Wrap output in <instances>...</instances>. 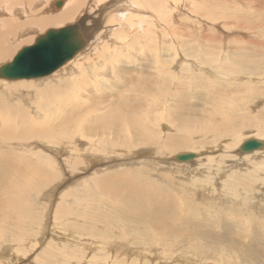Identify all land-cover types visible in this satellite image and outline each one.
I'll return each instance as SVG.
<instances>
[{
  "label": "rangeland",
  "instance_id": "obj_1",
  "mask_svg": "<svg viewBox=\"0 0 264 264\" xmlns=\"http://www.w3.org/2000/svg\"><path fill=\"white\" fill-rule=\"evenodd\" d=\"M195 1L190 3L191 8H185L184 0H182L180 4L183 10L176 13L182 15L187 11L193 12V25L186 27L183 24L185 27H182L183 25L180 26L175 22L177 26L171 25L174 31L167 28L168 35L165 36L163 25L155 23L150 38L147 39L148 44H144L146 48L143 52L137 51L138 46H135L137 44L132 40L134 49L127 50L128 52L121 57V61L114 63L113 70L108 66L110 61L103 60L101 66H104L102 70L106 75L99 74L100 82L87 81L76 88L68 87L62 83V80L41 82L33 85L35 99L30 95L27 101H22L21 96L8 97L0 87V98L3 100L0 102V120L3 119L5 113L9 112L16 120L15 122L10 115H5L9 123L17 124L18 129L28 131L23 139H19L24 149L16 148L18 150L15 151L16 153L11 143H1L4 145L1 148L14 152H9L11 155L2 153L1 157L4 160L9 158L14 166L18 167L31 163L48 166L50 164L48 160L30 152L29 148L34 143L28 141V136L36 134L35 138H41L44 133L68 124L70 121H75L72 135L62 133L60 136L39 142L49 143L51 148L58 150L68 145L78 150L79 147L82 150L86 147L89 149L85 152L91 154L88 156L91 158L88 162L85 160L84 163L79 162L82 166L78 163V166H75L77 157L73 154L68 151L64 152L63 160L62 156H55L40 144L43 147L41 151L51 153L55 156H52L53 159L59 164L54 165L57 173L52 175V179H48L49 182L45 183L42 191L37 194L31 193V198L28 197L30 202L35 201L32 205V210L36 214L34 220L29 217L25 219V214H23L24 221L21 227L28 228L34 234L33 237H36L34 240L40 244L30 252L28 246L33 243V238L28 239L24 244L27 248L25 252L23 248H20L23 251H20L18 259L11 244L4 243L10 240L0 239V257L5 256L7 259L3 258L6 263L39 264L42 258L39 255L42 253V244L49 240L53 231L52 213L60 203L62 214L58 216L61 217L65 212L62 219L69 224L64 230L75 234L73 238L67 237L68 242L74 241L72 244L74 248L80 247L81 242L86 240L85 246L87 247L88 239L91 238L100 242L101 238H107L113 241L110 243L117 242L121 246L127 244L132 246V249L140 248L148 255L153 252L158 256L162 254L163 259L160 264H188V261L191 264H264V151L248 157H240L237 154L239 156L237 157L238 166L237 164L229 166L228 162L227 164L220 160L219 156L216 157L218 155L216 153L228 150L222 145L217 150H213L212 156L216 157L215 164L208 168L205 166L207 162L205 155H208L209 151L205 150V147L211 146L210 143L214 141L213 136L199 134V126L195 127L196 125L191 121L200 116L201 108L211 106L209 100L214 92L231 100L235 98L238 103H246L245 111L250 113L252 118L255 114L256 117L264 114V75L252 76L249 79L246 71H233L236 62H238L237 67L244 66L239 61H246V57H250L253 61H260L264 65V59L252 47L253 42L264 40V35H262L264 29L261 27L244 29L233 25L225 18L227 16L244 18L251 15V18L264 19V11L261 9V3L264 0H238V2L226 0V3L225 0H206L211 10L206 7L205 12L195 8L197 6ZM93 14L98 13L93 12ZM88 15L92 13L89 14L87 9L80 17ZM80 17L78 16L76 23L79 22ZM88 19L91 18H86V23ZM88 22L90 24L89 20ZM242 22L238 23L243 24ZM255 23L257 24L258 21ZM50 28L54 27L47 29ZM136 28L138 26L135 23L134 29ZM131 32L134 34L133 30ZM137 34L140 40L145 39L143 30ZM130 37L133 38V35L130 34ZM130 37L125 40V43L131 41ZM147 41L145 39V43ZM119 42L116 41L119 48L124 49L126 44ZM172 42L175 44V52L169 49L164 50L163 45L167 46ZM30 45H23L12 56L0 60V65L11 61L22 47ZM154 46H158V50H155ZM80 50H82L81 53L86 54L84 47L81 46ZM157 54L159 55L156 56ZM156 59H161L162 63L157 62ZM225 63L229 65L222 70V74H218L217 66H224ZM121 68L130 70L123 73ZM127 76L132 78L131 85L126 80ZM156 77H159L167 88L168 100L163 102L166 107L163 117L167 118L172 115L170 125H168L170 121L168 119H164V123H159L163 126L156 127L157 125L154 124L150 128V133L155 138L154 142L151 140L149 143H140L138 146H132L130 150L118 149L116 146L113 149L106 145L107 141H98L97 133L101 132L105 126H109L107 119H112V117L118 119L128 113L129 108L131 112L132 108L140 104L141 96L139 88L135 89L136 81L143 83L148 80L152 81ZM34 79L38 78L13 80L33 81ZM169 85L172 87L169 88L171 90L167 87ZM131 87L132 90H130ZM47 90L56 91V93L49 96L37 94ZM178 117L188 118L190 123L179 129ZM235 119L241 121L240 118ZM6 122L8 124V121ZM243 122L233 130V133H237L240 129L242 131L240 136L244 137L243 140L254 137L250 135L252 129L247 128L249 124L246 118ZM114 124L113 127H115ZM80 125L81 131L77 130ZM0 136L3 135L0 134ZM85 140L91 143L87 144ZM202 141L206 144H198ZM179 142L183 145H179ZM235 142L236 140L232 143ZM225 143L229 142L225 141ZM183 146L184 149H180ZM201 146L203 148L197 150ZM194 151L203 152L198 154L204 158L203 161L197 162L194 158L191 160V162L194 161L193 163L180 167L178 164L185 162L176 161V155ZM226 153L235 154L237 151ZM81 157L89 159L85 154ZM71 166L74 167L73 170ZM244 181L248 183L245 184ZM50 187L51 190L48 189ZM22 198L21 200H26L25 197ZM66 209H68L67 213ZM147 212L157 218L164 216L162 218L164 220L171 219L174 213L178 214L175 227L183 231L179 229L170 233L174 230L171 226H165L162 229L152 227L148 223ZM99 218L103 219L99 220ZM1 227V235L5 234V230L14 229L13 226ZM164 229L169 230V233ZM30 231L28 232L31 233ZM132 238L135 239L131 240ZM137 238L141 240L138 245L135 244ZM143 242H145L144 245H142ZM55 246L58 249L63 248L59 244ZM162 249H166V253L163 254ZM125 250L122 248L119 254ZM100 252L101 250H95L96 255L101 254ZM92 253L86 250L83 254L87 257ZM131 258L133 256L130 255L129 259Z\"/></svg>",
  "mask_w": 264,
  "mask_h": 264
},
{
  "label": "bare ground",
  "instance_id": "obj_2",
  "mask_svg": "<svg viewBox=\"0 0 264 264\" xmlns=\"http://www.w3.org/2000/svg\"><path fill=\"white\" fill-rule=\"evenodd\" d=\"M52 1L53 0H0V60L5 59L7 56H12L21 46L26 44H32V42L35 41L34 39H36L38 36L43 35L48 30L47 29L48 27H54L50 29H56L59 27H63L65 25H73L75 27L76 36L81 42L80 47L82 46L86 49L85 50L86 54L81 53L82 50H80L79 47L78 50L74 53V55L64 62L65 65L64 63H62L60 66H58L49 74L38 76L36 77L38 79H34L33 81L13 80V79L0 77V87L3 88L5 93H7L8 97L10 98H14L13 96H21L22 101H27L29 96L31 95L35 99V95H34L35 90L33 89V85H37L40 84L41 82H46V81L62 80V83L66 84L70 88H76L80 85L85 84V82L87 81L92 82L94 80L93 83H95L96 81L100 82L101 76L106 75L103 74V70H102L104 66H101L103 60H109L110 62L108 66L110 67L111 70H113L114 63L120 62L121 57H123V55L126 52L130 51V49H134L132 45L133 41L135 44H137L135 46H138L137 51L143 52L146 48L145 45L148 44L147 39L150 38L155 23L157 24L159 23L163 25V30L165 32L163 33V35L165 36L168 35L167 28L170 30V28L172 27L171 25H175L174 24L175 22H177L178 25L180 26L183 24H185L186 27L193 25L192 17L194 16V14L192 12V9H190L192 13H190V11H187L186 13L184 12V14L182 15L176 14L177 12L183 10L182 5L180 4L182 0H116L114 2L109 0H55L51 5ZM236 1L238 2V0ZM58 2H60L59 5L57 4ZM190 3H193V0H184V7L191 8ZM195 3H197V6L195 7L196 9L204 10L205 12L206 11L205 8L207 7L211 10L210 6L207 5L206 0L205 1L196 0ZM258 5L260 6V4ZM52 6L54 8H52ZM261 6L263 7V8L261 7L262 11H264V1L261 3ZM126 8L137 9V10H127ZM87 9L89 10V14L92 13V15L84 16L83 18L80 17V15L86 12ZM93 12H96L98 14H93ZM203 13H201V15ZM78 16L80 17V20L78 23H76L78 21L77 20ZM89 17L91 18L88 19L90 21V24L88 20L87 23L85 22V19ZM225 18H227L233 25L239 26L244 29H252V28L256 29V27H261L264 29V19L251 18V15L249 17L245 16L244 18H240L237 16H227ZM83 19L85 23L84 22L82 23ZM239 21H243L242 22L243 24L238 23ZM244 21L252 22L253 24L252 23L245 24ZM257 21L258 23L256 24L255 22ZM74 22L75 24H73ZM135 23L138 26V28L136 29H134ZM185 26L183 25L182 27ZM132 30L134 34L131 32ZM142 30H143V37L146 39L147 43H145V39L143 38L140 40L137 34V32ZM171 30L174 31V28H171ZM130 34L133 35V38L130 37ZM129 37L131 41L125 43V40H127ZM116 41H120L119 42L120 44L125 43L126 45L124 46L126 49L119 48V45L116 43ZM253 43H254L252 45L253 50L257 52L260 56H262V58L264 59V51H262L264 49V40H261V42L258 41ZM174 45L175 44H173L172 42L170 43V45H167L168 47L166 45L165 46L163 45V48H165L164 50L169 49L175 52ZM153 48L155 50H158V46H154ZM158 55L159 54H157L156 56ZM246 58H247L246 61L244 60L239 61L242 62L244 66L237 67L236 64L238 62H236L234 64L233 71L244 70L246 71L247 76H249L248 77L249 79L252 76L264 75V65H262L260 61H255V60L253 61L252 59H250V57H246ZM68 60L70 61L68 62ZM157 62L162 63V60L159 59L157 60ZM228 65H229L228 63H225L224 66H217L216 69L218 74H222V70H225L226 66ZM129 70H130L129 68H121V71L123 73L129 72ZM207 70H209V68H207ZM100 73L101 76L99 77ZM91 77H93V79ZM126 80L128 81L129 85H131L132 78L127 76ZM136 86L137 87L135 89L138 90L139 88L140 91V96H141L139 99L140 104L137 107L132 108L131 112L129 111L130 109L129 108L128 113L123 114L118 119L114 117H112V119H107L106 122L109 126L108 127L105 126L104 128H102L101 132L97 133L98 141L100 142L107 141L106 145H109L113 149H115L116 146L118 149L126 148L130 150L134 145L138 146L140 143L141 144L149 143V141L151 140L153 141L155 139L154 136L150 133V128L153 127L154 124L157 125L156 127L163 126V124L160 125L159 123H164L163 121L164 119H168V121L170 120L168 125H170V122H172L171 121L172 115L170 117L167 116V118L163 117V112L166 110V107H164L165 105L163 104V102L168 100V92L162 80L159 77H156L152 79V81L148 80L143 83L136 81ZM167 87L168 89L172 88L170 85ZM130 90H132V87ZM55 93L56 91L47 90V91H43L42 93L38 92L37 94L39 96H43V95L49 96L50 94H55ZM65 98L67 97L65 96ZM209 101L211 106L201 108V112L204 111V113L200 112L199 117L193 118V120H191L192 124L196 125L195 127L199 126L200 128L198 131L199 134H201L202 136H207V135L213 136L212 139L214 141L210 143L211 146L205 147V150L207 149V151H209L207 153L208 155H205L206 153L203 154L206 156L205 160H207L205 166H208L209 168L211 167V165H214L215 158L217 156H219L220 160H222L223 162L226 163L228 162L229 166H235L236 164L238 166L239 159H237V157L239 156L248 157L251 154H256L261 151H264V114L262 116H257V117L255 114L254 118H252L250 116V113L245 111V107L247 106L246 103L244 102L238 103L237 99L232 98L231 100L229 98L219 95L216 92H214L212 98ZM0 102H3L2 98H0ZM5 115H10L14 119L12 114L7 112L4 114L3 119L0 120V134L3 135L0 136V239L5 240L7 238V240H10V241H5L4 243L11 244L12 250H15L14 254H16L17 258L19 259L20 251L22 252L24 250L25 252L27 248L26 246H24V244L28 241V239L33 238V243L29 244L28 246L30 248V252L33 251V249H35V247L40 244L37 243L36 240H34L36 238L33 237L34 234L28 228H24V226L21 227V224H23L24 221L23 214H25V219L29 217L31 220H34V217L36 216V214L32 210V205L33 202L35 201L33 200H32L33 202L29 201V199L31 198L30 197L31 193H36V194L40 193L45 183L49 182L48 179H52V175L54 176L55 173H57V171L54 169V165L55 164L59 165V164L58 161H55L53 159V157L59 155L58 157L62 156L61 159H63L64 158L63 154H65L64 152L68 151L69 153L77 157L75 159L76 160L75 166L76 165L78 166V164H80L79 162L84 163L85 160L88 162V160L91 159L88 156H91V154L85 152L88 151L89 149L86 147L83 148V150L81 147H79L78 150V149H73L74 146L68 147L69 146L68 145L63 147L61 150H58V149H54V147L51 148V145L49 143L42 144L41 142H39V141H47L48 139L57 135L60 136L62 133L72 135L75 121L73 122L70 121L69 123L67 122L68 124L62 125L56 129L50 130L47 133H44L41 136V138L40 137L35 138L36 134H30L28 136L29 138L28 141L35 144V145L34 144L31 145V148H29L30 152L48 160L50 163L48 166L42 165L41 163L40 164L31 163L26 166L24 164V166L21 165V167L14 166V163L11 162L12 161L11 159L6 158V160H4L1 157V154L5 153L7 155H11L9 154V152L14 153L15 151L16 152L18 151L17 149L19 150L24 149L23 145L19 142L21 141L19 139H23L28 134V131L18 129L16 127L17 124L11 125L9 123V120L6 119ZM235 118H240L241 121H237ZM244 118H246V122L247 124H249L247 128L252 129V133H250V135L254 136L249 139H256L263 143L260 147L250 152H245L240 149V145L244 141L248 140V139L243 140L244 137L240 136L242 131L239 129L237 130V133H233V130H235V128H238L239 125L244 123L243 122ZM6 121H8L9 125L7 124ZM14 121L16 122L15 119ZM114 121H116L115 124ZM178 121H179L178 122L179 129H181L183 126L184 127L187 126L186 124L190 123V120H188V118L185 119L184 117H180V118L178 117ZM239 122L241 123L238 124ZM113 124L115 127H113ZM191 127H193V125H191ZM77 130L81 131V125L77 128ZM196 130H198V128H196ZM234 140H236V142L232 143ZM85 141L87 142V144L91 143L87 140ZM225 141H228L229 143H225ZM1 143H11V145L15 147L14 152H11L10 149L7 148L6 149L1 148L4 146ZM203 143L205 142L202 141L201 143L198 144H203ZM40 144L44 147L45 150L54 153L55 156H53L51 153L47 154L46 152L41 151L43 147L40 146ZM180 144L181 143L179 142V145ZM222 145L225 146L228 150L222 153H216L218 154L216 155V157L212 156L213 155L212 153ZM36 146H39V148L36 149L35 148ZM186 146L187 145H185V147ZM235 147H238L239 152L241 154L238 152V149H234ZM188 148L192 149L190 147ZM202 148L203 147L201 146L197 150H201ZM180 149H184V146L183 148ZM91 150L93 151V149ZM231 151H237V153L235 154L226 153V152L230 153ZM201 152L202 151L181 153V154H191L192 156L184 160H177L176 157L178 155H181L178 154L176 155L175 159L176 161L179 162L182 161L185 162V163H179L178 165L180 167H183V165H189L194 161L202 162L204 158L198 155ZM83 154H85V156H87V158L89 159H85L84 157H81ZM70 157L71 155L69 154V158ZM193 159L194 161L191 162V160ZM201 165L203 164L201 163ZM80 166L82 165L80 164ZM58 167L60 168V166ZM71 167H72L71 170H73L74 167L73 166ZM259 168H263V167H259ZM244 183L247 184L248 182L246 183L244 181ZM48 189L51 190V187ZM53 189H55L54 186ZM22 197H25L26 200H21ZM59 205L60 203L57 204V206L55 207V212L52 213L53 231L50 234L49 240L46 243L44 242V244H42L43 245L41 249L42 253L39 254L41 255L42 258L41 260H39L40 261L39 264H62L63 262H65L66 264H160L161 260L163 259L162 254L158 256L157 253L153 252L152 254L148 255L147 252L140 250V248L133 247L134 249H132L131 248L132 246H129L127 244L121 246L117 244V242L110 243L113 241H110L107 238H101L100 239L101 242L96 241L94 238H91L90 240L88 239L87 244L89 245H87V247L85 246V242L87 240L86 241L80 240L82 241L81 245L79 243L80 247L78 248L75 247L76 248L75 249L74 246L72 245L74 244V241L72 240L70 242L67 241L68 236L70 238H73L75 234H72L69 231L64 230V228H66L65 226L68 225L69 223L62 219V217L64 218L65 212L61 217L58 216L62 214V206ZM67 212L68 209H66V213ZM147 214L149 216L148 223L156 229H162L165 226H171L172 228H174V230H171L170 233H173L175 230L180 229L175 227L176 221L179 217L178 214L174 213L171 216L172 217L171 219H165V220L162 219L164 216H162V218H157L156 216L148 212ZM143 216H146V214H143ZM102 219L103 218H99V220ZM163 220L164 223L162 222ZM5 223L7 225H5ZM1 226H3V228H6V226L7 227L13 226L14 229H9L10 231L5 230L6 231L5 234L1 235L2 234ZM28 231H30L31 233H29ZM165 231L169 233V230H165ZM104 233L107 232L104 231ZM79 239H81V237H79ZM134 239L135 238H132L131 240ZM23 240L24 242H22ZM140 241L141 240L137 238L135 244L138 245ZM56 244L62 245L63 248L62 249L56 248L55 246ZM144 244L145 242L142 243V245ZM20 248H23V250H20ZM122 248L126 250L125 252L119 254ZM86 250L87 251L90 250V252H93L92 255L85 257L83 253L86 252ZM95 250H101L100 252L101 254L96 255ZM162 250H164L163 254L166 253L167 251L166 249H162ZM130 255L133 256V258L129 259ZM3 257L6 258L5 256H1L0 264H8V262L7 263L5 262ZM100 260L102 261L99 262ZM184 260L187 261V259ZM189 262L190 261H188V264H191V262L190 263ZM29 264H34V263L31 262Z\"/></svg>",
  "mask_w": 264,
  "mask_h": 264
},
{
  "label": "water",
  "instance_id": "obj_3",
  "mask_svg": "<svg viewBox=\"0 0 264 264\" xmlns=\"http://www.w3.org/2000/svg\"><path fill=\"white\" fill-rule=\"evenodd\" d=\"M80 45L73 25L48 29L43 35L38 36L33 44L22 47L11 61L0 65V77L19 79L49 74L71 58ZM262 144L259 140L248 139L240 145V149L250 152ZM190 156L192 155L181 154L176 158L184 160Z\"/></svg>",
  "mask_w": 264,
  "mask_h": 264
}]
</instances>
